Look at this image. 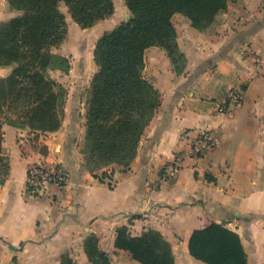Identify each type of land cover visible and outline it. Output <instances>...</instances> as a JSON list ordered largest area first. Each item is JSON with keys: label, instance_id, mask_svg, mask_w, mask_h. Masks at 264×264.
I'll list each match as a JSON object with an SVG mask.
<instances>
[{"label": "crops", "instance_id": "0c3cea01", "mask_svg": "<svg viewBox=\"0 0 264 264\" xmlns=\"http://www.w3.org/2000/svg\"><path fill=\"white\" fill-rule=\"evenodd\" d=\"M16 14L0 0V22ZM104 21L83 29L91 31V43L121 22L116 7ZM100 22L101 31H95ZM172 23L185 68L176 75L163 49L145 50L143 75L159 92L160 104L127 170L85 168L84 124L64 122L45 134L2 125L8 169L0 184V264H60L65 253L89 264L83 252L89 234L112 263L123 264L131 257L113 245L121 226L131 236L159 231L175 264L179 258L181 264H203L189 255L187 244L193 230L211 223L239 236L245 264H264V0H227L204 32L179 14ZM9 71L0 67V77ZM231 88L241 91V103L218 113ZM205 130L216 146L189 157V141ZM177 154V171L169 176L165 166ZM35 163H58L66 185L49 186L42 196L28 192L27 168ZM104 170L111 173V187L93 175Z\"/></svg>", "mask_w": 264, "mask_h": 264}, {"label": "trees", "instance_id": "16d2710c", "mask_svg": "<svg viewBox=\"0 0 264 264\" xmlns=\"http://www.w3.org/2000/svg\"><path fill=\"white\" fill-rule=\"evenodd\" d=\"M17 14L0 22V67H10L0 77V184L8 165L1 142V127H27L37 134L57 131L62 123L61 84L49 77L50 70L67 72L69 63L53 53L66 34V21L59 5L81 29L94 26L113 13V0H6ZM127 20L96 40L92 58L96 71L85 101V133L81 152L85 168L94 173L111 165L128 169L137 153L144 129L160 104V94L143 75L144 52L164 50L173 72L180 75L185 57L177 45L172 17L187 18L200 32L209 29L225 11L227 0H123ZM93 163V168L89 164ZM109 173V177H106ZM104 170L96 177L108 180ZM28 190L31 186L26 184ZM114 248L127 252L139 264H175L170 243L154 229L131 236L127 226L115 230ZM189 255L203 264H245L239 236L221 224L195 229L188 239ZM90 264H112L100 250L94 234L83 240ZM60 264H71L61 256Z\"/></svg>", "mask_w": 264, "mask_h": 264}, {"label": "rangeland", "instance_id": "374dc122", "mask_svg": "<svg viewBox=\"0 0 264 264\" xmlns=\"http://www.w3.org/2000/svg\"><path fill=\"white\" fill-rule=\"evenodd\" d=\"M113 5L116 7V12L120 16L121 22L127 20L129 17L128 13L126 11V13H122V10H124L123 8H125L123 0L122 2H120V0H114ZM60 10L65 16L66 34L61 44L57 48L53 49V53L66 58L69 63V69L67 72H63L58 69L50 70L48 74L51 79L60 83L64 90V96L62 98L60 107L62 113L61 124L64 122L66 124H85L84 117L86 96L90 80L96 71V65L94 64L92 58V51L94 47L93 43L95 44L96 41L93 43L89 41L91 31H86L78 27L67 15L65 7L61 6ZM110 16L105 17L103 19L105 20L104 22H106ZM177 18L180 19V17ZM179 22H177V24ZM102 24L103 22L98 23V25H96V27L93 29L95 31H101ZM105 29L106 28L103 27L102 31ZM93 166V163L89 164V167L93 168ZM106 177H109V173ZM103 181H106L107 184L109 183L108 180L103 179ZM110 184H113L112 180ZM166 227L167 225H165L162 230H166ZM62 255L68 256V253ZM69 259L71 260V264H77V262L75 263L71 258ZM118 260L112 264H119ZM123 264L136 263L130 259V261L124 262ZM176 264H181L180 258L179 262Z\"/></svg>", "mask_w": 264, "mask_h": 264}, {"label": "built area", "instance_id": "2783aa9c", "mask_svg": "<svg viewBox=\"0 0 264 264\" xmlns=\"http://www.w3.org/2000/svg\"><path fill=\"white\" fill-rule=\"evenodd\" d=\"M242 93L238 88H231L226 99L216 106L218 113H225L232 106H237L241 103ZM216 146V140L209 131H201L188 143L187 155L192 158H197L205 152L213 149ZM179 154L174 156L172 163L165 166L169 176L177 171L176 163L179 161ZM67 183V174L64 169L58 164L45 165L42 163L31 164L27 168V182L31 189L27 191L35 196L44 195L49 186L63 188Z\"/></svg>", "mask_w": 264, "mask_h": 264}]
</instances>
